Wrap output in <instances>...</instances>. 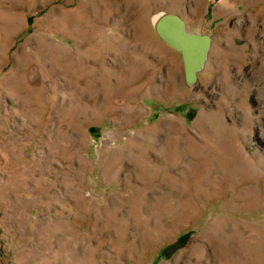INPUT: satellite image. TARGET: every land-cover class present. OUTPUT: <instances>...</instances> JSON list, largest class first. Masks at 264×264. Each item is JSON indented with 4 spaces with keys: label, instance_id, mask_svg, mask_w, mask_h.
<instances>
[{
    "label": "rangeland",
    "instance_id": "obj_1",
    "mask_svg": "<svg viewBox=\"0 0 264 264\" xmlns=\"http://www.w3.org/2000/svg\"><path fill=\"white\" fill-rule=\"evenodd\" d=\"M254 2L0 0V264H264ZM162 11L212 37L192 85Z\"/></svg>",
    "mask_w": 264,
    "mask_h": 264
},
{
    "label": "water",
    "instance_id": "obj_2",
    "mask_svg": "<svg viewBox=\"0 0 264 264\" xmlns=\"http://www.w3.org/2000/svg\"><path fill=\"white\" fill-rule=\"evenodd\" d=\"M152 26L158 37L179 54L185 83H195L197 73L206 63L211 44L209 35L186 31L183 20L174 13L157 14Z\"/></svg>",
    "mask_w": 264,
    "mask_h": 264
},
{
    "label": "crops",
    "instance_id": "obj_3",
    "mask_svg": "<svg viewBox=\"0 0 264 264\" xmlns=\"http://www.w3.org/2000/svg\"><path fill=\"white\" fill-rule=\"evenodd\" d=\"M253 3H255L254 2V0H248V4H253ZM256 6H259V5H262L263 4V2L262 1H256ZM162 12H164V11H162ZM161 13V12H160ZM225 22L226 23H228V19H226L225 20ZM196 33H203V34H207L206 32H196ZM208 35V34H207ZM210 37V36H209ZM210 40H211V44H210V47H211V45H212V37H210ZM248 45H249V43H248ZM250 46V45H249ZM249 49V48H248ZM197 77H198V73H197ZM239 88H240V86H239ZM243 89V88H242Z\"/></svg>",
    "mask_w": 264,
    "mask_h": 264
},
{
    "label": "flooded vegetation",
    "instance_id": "obj_4",
    "mask_svg": "<svg viewBox=\"0 0 264 264\" xmlns=\"http://www.w3.org/2000/svg\"><path fill=\"white\" fill-rule=\"evenodd\" d=\"M174 50V49H173ZM207 58H208V56H207ZM207 60V59H206Z\"/></svg>",
    "mask_w": 264,
    "mask_h": 264
}]
</instances>
